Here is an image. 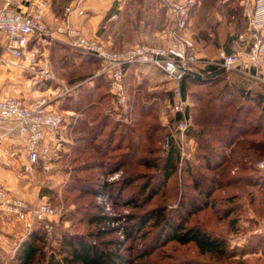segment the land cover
<instances>
[{
    "label": "rangeland",
    "instance_id": "1",
    "mask_svg": "<svg viewBox=\"0 0 264 264\" xmlns=\"http://www.w3.org/2000/svg\"><path fill=\"white\" fill-rule=\"evenodd\" d=\"M160 1L126 0L125 7L129 11L144 10L147 12L144 16L150 19L154 13L148 16L149 11L161 9ZM242 1L199 0L197 7L191 11L188 28L197 40L199 52L212 57L220 49L230 50V45L234 44L233 38L242 31L244 25ZM6 41V36L0 32V57H9L5 48ZM138 41L114 47L104 40L111 48L129 46ZM47 46H50L48 57L53 70L65 77V81L86 73L83 80L86 88L87 82L93 78L88 77L91 74L87 68L88 63H80L78 56L91 55L99 63L97 68L100 67L101 60L80 47L57 40ZM59 66H63L61 71L56 68ZM27 72L30 71H22L0 61V85L21 84V75H29ZM162 74L160 70L146 73L139 70L138 74L126 77L128 103L133 97L132 87L138 84L140 88L138 113L132 115L127 110L129 108L123 110L128 103L116 105L111 102L109 87L106 88L108 96L100 108L102 112H92L95 117H102L104 113L108 115L107 131H114L120 122L130 123L132 118H138L143 131L142 147L139 149L141 157L132 161V155L127 153L126 141L121 138L122 143L118 144L116 138L112 141V146L104 147L102 152L90 149L81 154H64L62 151L59 157L53 155L47 163L41 161L36 165L34 171H38L36 179L42 181L41 189L47 188L50 192L38 203L26 200L34 205L45 201L54 209L47 218L35 224L43 223L45 227L48 223L53 225L51 233H48L49 245L46 249L61 244L57 236L62 231L94 239L93 233L100 224L108 232L97 237V243L104 249L117 250L122 259L118 264H264V167L259 166V162L264 161V147L250 148L244 151L246 158L237 159L232 150L234 142L226 146L224 141H215L219 135L237 136L239 132H243L239 138L243 142L240 143L241 146L247 140L254 144L264 141V98H259V93L264 95V85L234 71H227L223 78L213 82L190 83L187 90L189 106L193 113L196 108L197 112L191 114L194 133L186 147L191 153L188 161L194 168V174L182 168L185 162L181 164L177 160L175 173L165 183H161L166 155L162 139L167 128L165 121L170 116L169 90L168 85L167 88L163 85L166 80H163ZM49 80L44 82L41 79L36 85L46 87L51 84L53 88L59 85V81L52 78ZM154 84L158 86L154 87ZM61 90L50 91V95L58 96L57 93ZM71 92L73 90L62 92L59 97L65 99ZM138 98L137 95V100ZM85 102L82 101V104ZM164 110L167 114L165 121L161 119ZM97 113L99 114L96 115ZM150 123L152 126L149 127V132ZM201 129L211 130V134L198 137L197 132ZM144 130L149 136L144 134ZM213 151L222 153L223 157L217 159H227L222 166L211 170L203 166L204 158L201 153ZM124 158L127 161L121 162ZM215 159L216 156L212 160ZM245 164L248 165L246 168ZM77 180L83 183L79 184ZM148 181L150 186L144 190ZM76 184L81 185V188H76ZM206 186L213 187L208 196L204 191ZM103 187L105 189L102 192L96 193V189ZM192 200L200 205L199 209L191 207ZM206 200L209 202L202 206ZM187 204L190 206L188 209ZM157 207H164L167 214L170 212V215L177 218V222H182L188 228L199 227L222 238L226 242V253L220 255L201 251L192 240L186 243L176 239L166 240L165 219L148 217ZM172 208L174 209L171 210ZM175 208L180 212H176ZM97 213L107 216L104 222L97 223L91 219ZM12 222L16 223L15 228L20 221ZM132 227L136 229L128 236V230ZM20 231L16 233L13 229L4 230V226L0 225V264H9L10 255L17 243L28 232L26 229L25 232Z\"/></svg>",
    "mask_w": 264,
    "mask_h": 264
},
{
    "label": "built area",
    "instance_id": "2",
    "mask_svg": "<svg viewBox=\"0 0 264 264\" xmlns=\"http://www.w3.org/2000/svg\"><path fill=\"white\" fill-rule=\"evenodd\" d=\"M85 1L73 0L67 7V15L51 29L45 18L50 0H3L0 6V32L6 36V47L12 56H2L0 61L26 70L31 64L24 63L25 60L34 63L38 59L36 52L27 53L31 38L36 36L44 41L51 40L55 33L64 34L71 45L101 60L97 74H105L109 79L112 101L116 105L127 103L124 79L130 64L159 69L170 83V116L165 121L167 132L163 135L162 148L165 152L176 149L181 164L191 157L186 146L192 137L188 131L193 122L188 109L189 98L182 86L187 73H199V69L215 65L264 85V0L242 1L246 29L238 34L231 50L220 49L212 57L199 54L197 40L188 30L191 9L198 0H165L172 18L167 42L155 44L144 40L121 48L109 47L98 36H87L81 26L72 21L69 14L76 11L79 16L83 15L81 6ZM31 69L47 78H54L47 59ZM59 81L63 86L62 92H70L71 88L63 80ZM49 104L50 99L45 95L28 100L22 96L3 94L0 88V160L7 165H15L14 160L20 152L6 144V139L19 137L25 154L21 168L16 167L20 176H29L38 163H47L51 156L58 154L56 133L64 122V115ZM48 133L54 139L47 140ZM259 166L264 167V161L259 162ZM53 212L54 209L47 202L34 205L0 183V216L21 221L29 231ZM46 227L51 233L53 225L48 223Z\"/></svg>",
    "mask_w": 264,
    "mask_h": 264
},
{
    "label": "trees",
    "instance_id": "3",
    "mask_svg": "<svg viewBox=\"0 0 264 264\" xmlns=\"http://www.w3.org/2000/svg\"><path fill=\"white\" fill-rule=\"evenodd\" d=\"M160 2L162 4V7H161V9H158V13L166 15V12L168 11V6L165 3V0H161ZM198 3H199V0H198ZM198 3H196L192 7L191 11L194 10L195 7H197ZM111 11H112V9L110 10V12ZM154 20H158V19H156V17H153V16H151L150 19H148V21L152 22V23H154ZM243 23H244V25H243L242 31H244L246 29L245 18H244ZM155 24L156 23H154V25ZM167 24L169 25L168 20L165 23H163V27ZM156 26H158V25H156ZM242 31H240V32H242ZM238 34L233 38V40H232L233 42L237 38ZM33 39H37L36 36L31 38L29 44L31 43V41ZM101 39L104 40V38H101ZM53 41H55V40H53ZM139 41H144V39L139 40ZM230 50H231V48H230ZM85 56H84V58H88L89 60H91V62L96 63L94 61V59L91 58L92 57L91 55L85 54ZM96 64L98 65L99 63H96ZM134 64H137V63L130 64L126 70L124 83H125L127 92L129 91L128 85L126 83V77L128 76L127 71ZM87 68H88V65H87ZM88 69H90V68H88ZM96 69H98V68L96 67ZM96 69H90L89 71L91 72V74L88 77L97 79L96 84H98V85H99V82L101 80L103 83L105 80L108 81L107 84H108L109 91H110L109 79L107 78V76L105 74H97ZM81 71H83V70H81ZM198 71H199V74H201V78L196 76L195 72H189L185 75V77L183 79V83H182L183 91L185 94L188 93L187 90H188L190 83L213 82L219 78H223V76L227 72V70H225L224 68H221V67H218L215 65H209L206 68L199 69ZM86 76H87L86 73H81L77 76L71 77L68 81H65V80H63V81L66 83L67 86H69L71 88L70 91L74 90V88L76 90H80V89H83L85 86V83H83V80H84V78H86ZM45 78H47V77H45ZM57 81H59V80H57ZM58 83H59L60 88L62 89L63 86H62L61 82L59 81ZM136 88L137 87H133V89H135V90H136ZM91 94H92V92L90 90H87L86 94H84L83 96H80V97H79V95L77 96V104L81 105V106L83 105L82 101L88 99L87 104H90V105L85 106L86 107V109H85L86 114L92 116L96 121L94 122L93 125L84 127L85 120H82L83 128L85 130L83 133L84 135H81L79 137L80 138V144L73 149V154L85 153L87 150H90V149H94L96 152H102L104 147L110 148L112 146L111 145L112 141L115 140L116 138H118L116 143L118 142V144L119 143L121 144L122 142H120V139L122 138V140L126 141L125 146L128 148L127 153H130L132 155V161H134L135 160L134 158H136V157H141L139 155L140 154L139 149L142 147L143 131L141 130V126L139 124V119L134 117V118H132V121L130 123L120 122L119 125H117V127L114 129V131H111V129H109L107 131V128L109 126V124H108L109 123V119H108L109 117L105 113L102 115V117H100V115H98L99 113L96 114V115H98L96 117L93 115L92 112L95 111L94 107L99 108L101 105L99 103H90L93 101V99L90 97ZM67 96H68V94H67ZM105 96H108V95L105 94ZM111 97H112V94H111ZM105 98L106 97H104V99ZM259 98L263 99L264 95H261L259 93ZM81 108H84V107H81ZM191 108H192L191 106H189V108H188L190 111V114H196L197 108L194 109L195 113L192 112L193 110ZM263 112H264V110H263ZM64 121H65V118H64ZM219 122H222V120H219ZM120 125L122 126L121 128L119 127ZM151 126H152V123L149 124L148 128L149 127L151 128ZM150 128H149V132H150ZM248 130L249 129H247V132H248ZM210 131L211 130L201 129L197 132V135H198V137H204L205 134H207V135H208V133L211 134ZM166 132H167V128H166L165 133ZM192 133H194V131L190 127L188 134L190 136H192ZM242 133L243 132H239L237 136L232 135V134L231 135H228V134L227 135H219L218 136L219 138L216 137L215 141H224L223 143L226 146L231 145L234 142V144L232 145V147H233L232 150L234 152V156H235L234 158H237V159H241L243 157L246 158V154L244 153V151H247L250 148H254V147L263 148L264 147V141L263 142L261 141L262 143H259V144H254L251 140H247L241 146L240 143H243V142H240L239 138H240V135ZM144 134H145V130H144ZM145 135L149 136L148 134H145ZM212 140H213V138H212ZM237 143H238V145H237ZM214 156H216V159L212 160ZM220 156L223 157L222 153L217 152V151L208 152V153H201V157L204 158L203 166L208 168V169H211V170L222 166L227 158H225V160H223L222 158H221L222 160L217 159ZM56 157H58V155ZM178 158H179V152L176 149L171 148L168 152H166V155H165L164 160H163V165H162V168H163L162 177H163V179L161 180V183L162 182L165 183L166 180H168L169 177L173 174V172L175 173L174 169L176 168L177 160H180ZM140 159L141 158H138V160H140ZM117 160L119 161V159H117ZM144 160H145L144 162H146V159H144ZM188 160H185L184 161L185 163L183 162L184 165L182 168H184V170H187V171L190 170L194 174V171H193L194 168L191 167V165L189 164L190 161H188ZM120 161L124 162L127 160H125V158H124V159H121ZM120 164H123V163H120ZM119 166L121 167V165H119ZM247 166L248 165H246V164L244 165L245 168ZM79 181L80 180H77V183H79V184L83 183L82 181H80V182ZM79 184H76L74 186L76 188H81V185H79ZM149 186H150V182L148 181V184L145 185L144 190H146ZM82 188L84 189V184H83ZM211 188H213V187L212 186H208V187L206 186V188H204L205 194L207 196L210 195ZM104 189H105V187H103L101 189H96L95 191H96V193L99 191L102 192V190H104ZM48 192H50V189H47V188L42 189V193L44 195L47 194ZM181 198H183V195ZM180 201H183V199ZM208 202L209 201L206 200L202 206L206 205ZM189 207L190 206H188V204H187L186 209H188ZM191 207H193V209L195 210V209H199L200 205L196 204V202L194 200H192ZM173 209L174 208H172L171 210H173ZM175 210H177L176 212H180V211H178L177 208H175ZM106 217H107L106 215H102L100 213L99 214L97 213L95 216L91 217V219L97 223H100V222H104ZM148 217L149 218L155 217L156 219L163 217L165 219V228L167 230L165 233L166 240L176 239L181 243H186V242L192 240L196 243V245L200 248L201 251L216 252L220 255L225 254L227 251L226 242L222 238L216 237V236L210 234L209 232H207V231H205L199 227H189V228L186 227L182 222H180V221L177 222L176 221L177 218L170 215V212L167 214L165 212L164 207H157L156 209L152 210ZM100 226L101 225L99 224L97 231L95 233H93L94 237H95L94 239H88V238L81 236V235H74V234H70V233H67L65 231H62L61 234L60 235L58 234V236H57V239L59 240V242H61V244L56 246V247L51 246L52 248L48 250V249H46V246L49 245L48 230L46 229V227L44 226L43 223H41L39 225H34L33 228L30 229L26 233V235L23 236L22 239L17 243V246L13 250V253L10 255L11 257L9 260V264H118L119 262L122 261L121 257L119 256L118 251L112 250V249H104L103 247H101V245L99 243H97L96 238L103 236L104 234H106L108 232V230L106 231V228L103 229ZM134 227H132L128 230V232H129V233H127L128 236L133 234V232L136 229Z\"/></svg>",
    "mask_w": 264,
    "mask_h": 264
},
{
    "label": "crops",
    "instance_id": "4",
    "mask_svg": "<svg viewBox=\"0 0 264 264\" xmlns=\"http://www.w3.org/2000/svg\"><path fill=\"white\" fill-rule=\"evenodd\" d=\"M72 1L73 0H50V5L45 11V18L51 29H54L56 24L61 21L64 16L67 15V7L71 5ZM2 3L3 0H0V6L2 5ZM125 3L126 0H86L81 6V8L83 9V15L79 16L76 11H72L69 16L73 22H76L81 26L83 32L87 36H98L100 38H104L105 42L110 46H121L127 43H131L133 40L138 41L143 39L155 44L165 43L168 41L169 32L172 27V18L169 11L166 12V15H163L161 13H158V9L157 11L150 10L148 16L154 13V15L152 16L156 17V19L158 20L160 19V21L157 20L156 24L154 25V23L149 22L148 19H146V16H144L147 14V12H145L144 10L129 11L125 7ZM111 9L112 11L110 12ZM166 20H168L169 25L167 24L168 26L165 25L163 27V23H165ZM129 35H131V37H128ZM53 40H57L70 45L69 41H67L66 35L60 33H55L54 37L51 40L43 41L41 39H33L28 46L27 53L36 52L38 59L34 63H30L28 59L24 61V63L28 65L31 64L30 67L26 69L30 71L27 72V74L29 75H21V84L12 83L10 85H7L6 83V85H0V88L3 94H17V96H22L28 100L45 95L50 99V107L61 111V113L64 115L65 121L56 133L59 144L57 146V155L59 157V153L62 151L64 154H73V149L80 144L79 137L81 135H84L83 133L85 131L83 128L82 120H85L84 127L91 126L96 121L92 116L86 114L85 106L90 105L87 104L88 99H86V102L81 106L77 104V96H83L84 94H86L87 90H90L92 92L90 97L93 99V101L90 103H99L100 105H102L104 97H106L105 94L108 91V89H106L108 88V84L107 81L103 83L101 80L98 85L96 84L97 79H90L86 84V88L84 87L85 89L83 88L77 91L73 90V92L69 93V97L66 96L67 98L65 97V99H62V96L59 97L62 94V90L59 85L56 86V88H53L51 84L46 85V87H39L38 85H36L37 81H41L42 79L45 82L48 81L49 78L45 79V75L42 73H35L31 69V67L41 64L46 59L51 62L50 58L48 57V51L50 50L48 49V47L50 46L47 45L51 44ZM233 45L234 44L230 45L231 49ZM5 48L7 50L6 53L8 54V56L11 57L12 54L7 49L6 43ZM199 54L203 55L201 52H199ZM78 58L81 59L80 63H88V68L96 69V63L91 62V60L89 59H84V56L79 55ZM100 67L96 69V72H98ZM56 68H60L58 71H61V69H63V66H59ZM139 70H143V72L146 73L150 72V70L159 69L153 66L134 64L128 69L127 72L128 75L131 76V74L133 73L138 74ZM50 71L54 76V78H52L54 79V81L65 80V77H62L61 75H59V73L57 74L56 71L53 70L52 62L50 63ZM162 75L164 76L163 80H166L163 85L166 88L168 85L169 90L170 83L167 81L165 75ZM157 86V84H154V87ZM135 87H137L136 90L132 87V100L130 101V103H128L127 101L128 104H126L127 106L125 107V109H123L126 110L127 108H129L127 110L132 115L135 112L138 113L137 108L139 106V103L141 102L139 95L141 93L140 88L138 87V84L135 85ZM53 90L61 91L57 93L58 96H51L50 91L55 92ZM136 93L139 97L138 100ZM186 94L188 95V93ZM168 100L170 102V92ZM80 106L84 108H81ZM102 107L103 106H100L99 108L94 107V110L102 112V110L100 109ZM162 114L163 115H161V119L165 121L167 117L166 111L164 110ZM50 139H54V137L52 134L48 133L47 140ZM6 144H8L10 147L18 149L20 154L18 158L14 160L15 165H7L0 160V183L9 188L15 194L23 197L24 199H27L29 201L31 200L32 202L37 201L38 203L40 200L46 197V195L42 193V181H38V179H36L38 178V171H34V174L25 177L18 174L17 168H21V162L25 161V154L21 145V139L17 136L8 138L6 139ZM12 221L16 220H11V218L6 215L0 216V225L2 227L4 226V230L13 229L14 231H16V233H18L19 230H21L20 232H25L24 225L21 221L18 222L19 228L18 226L14 228V226H16V223Z\"/></svg>",
    "mask_w": 264,
    "mask_h": 264
},
{
    "label": "water",
    "instance_id": "5",
    "mask_svg": "<svg viewBox=\"0 0 264 264\" xmlns=\"http://www.w3.org/2000/svg\"><path fill=\"white\" fill-rule=\"evenodd\" d=\"M196 76H198V77H201V74H199V73H196Z\"/></svg>",
    "mask_w": 264,
    "mask_h": 264
}]
</instances>
